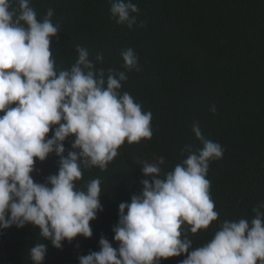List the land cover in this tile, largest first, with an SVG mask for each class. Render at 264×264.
I'll return each mask as SVG.
<instances>
[{"label":"clouds","instance_id":"1","mask_svg":"<svg viewBox=\"0 0 264 264\" xmlns=\"http://www.w3.org/2000/svg\"><path fill=\"white\" fill-rule=\"evenodd\" d=\"M110 3L117 24L131 29L137 23L139 8L132 0ZM53 15L49 9L38 20L30 0H0V230L32 225L61 250L77 237L90 239V222L103 211L99 179L84 190L76 187L83 169L104 171L125 142L150 140L152 114L120 91L127 73L141 70L131 48L121 52L125 71L97 67L103 54L91 58L79 45L76 62L58 71L50 50L59 33ZM209 110L216 113L214 105ZM192 131L202 148L185 146L187 158L172 171L161 174L163 157L141 167L151 181L142 180L139 194L119 204L113 228L118 247L102 236L100 250L78 257L79 264H160L181 256L180 264H264V203L253 209L251 221L225 220L209 242L193 248L189 233L207 230L218 219L207 173L224 151L198 123ZM70 137L72 150L65 156ZM53 153L58 172L34 182L36 162ZM46 253L45 243L36 244L33 264H43Z\"/></svg>","mask_w":264,"mask_h":264},{"label":"trees","instance_id":"2","mask_svg":"<svg viewBox=\"0 0 264 264\" xmlns=\"http://www.w3.org/2000/svg\"><path fill=\"white\" fill-rule=\"evenodd\" d=\"M132 2L139 12L129 29L111 17L110 0H30L38 20L54 11L52 22L59 33L50 50L58 71L76 62L77 45L87 48L91 58L103 54L97 67L105 70L125 71L121 52L134 51L141 70L128 72L120 91L151 112L152 138L125 142L104 171L83 169L78 189H86L93 179L101 181L103 211L90 222V239L77 237L57 250L37 227L13 226L0 230V264H33L30 251L39 243L47 247L43 264H79L78 257L100 250L102 236L118 247L113 228L119 204L139 194L142 180L151 181L141 167L163 157V175L187 158L185 146L202 148L192 131L194 122L224 154L210 162L207 173L218 219L207 230L189 233L193 248L209 242L225 220L251 221L253 209L264 203V0ZM213 105L215 114L209 110ZM72 142L71 137L65 141V156ZM58 168L54 153L37 161L34 182L44 183ZM184 258L160 264H180Z\"/></svg>","mask_w":264,"mask_h":264}]
</instances>
